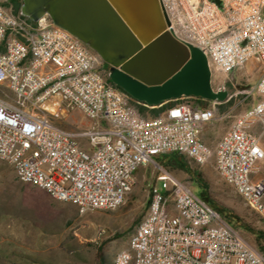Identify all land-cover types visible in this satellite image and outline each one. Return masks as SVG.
<instances>
[{
  "label": "built area",
  "instance_id": "built-area-1",
  "mask_svg": "<svg viewBox=\"0 0 264 264\" xmlns=\"http://www.w3.org/2000/svg\"><path fill=\"white\" fill-rule=\"evenodd\" d=\"M0 0V160L16 179L80 210L113 211L135 184V173L155 158L175 154L203 165L211 150L201 141L214 107L203 100L146 106L107 81L97 54L52 23L14 12ZM166 30L200 49L210 71L229 75L252 61L262 73L246 94L256 103L226 131L214 150V169L264 221V180L252 173L264 159V0H159ZM217 102H214V105ZM158 109L143 115L138 107ZM94 122L68 131L56 122L71 111ZM150 187L147 227L118 253V264H264L222 215L170 174Z\"/></svg>",
  "mask_w": 264,
  "mask_h": 264
},
{
  "label": "rangeland",
  "instance_id": "rangeland-1",
  "mask_svg": "<svg viewBox=\"0 0 264 264\" xmlns=\"http://www.w3.org/2000/svg\"><path fill=\"white\" fill-rule=\"evenodd\" d=\"M259 69V65L249 61L241 70L229 75L212 71L213 90L222 87L230 96L227 102L230 111L220 121L223 131L259 98L256 94H246L260 77ZM145 115L151 114L146 112ZM56 124L68 131L88 130L94 126L92 120L77 110L69 112ZM181 161L188 171L176 164L166 166L161 157L155 158L138 168L135 184L120 207L81 215L78 210L75 218L65 223L56 216L51 197L34 185L18 181L12 168L0 160V264H102V258L104 264H113L118 252L128 249L130 238L148 209L150 187L160 185L157 178L163 172L185 184L200 198L202 189L193 181L201 178L208 186L211 201L208 204L262 254L254 233L264 236V221L220 179L213 167L214 156L203 165L183 156Z\"/></svg>",
  "mask_w": 264,
  "mask_h": 264
},
{
  "label": "water",
  "instance_id": "water-1",
  "mask_svg": "<svg viewBox=\"0 0 264 264\" xmlns=\"http://www.w3.org/2000/svg\"><path fill=\"white\" fill-rule=\"evenodd\" d=\"M19 13L31 21L47 15L98 55L115 87L146 106L228 97L213 90L205 54L166 30L159 0H21Z\"/></svg>",
  "mask_w": 264,
  "mask_h": 264
},
{
  "label": "crops",
  "instance_id": "crops-1",
  "mask_svg": "<svg viewBox=\"0 0 264 264\" xmlns=\"http://www.w3.org/2000/svg\"><path fill=\"white\" fill-rule=\"evenodd\" d=\"M103 69L106 70L104 67H103ZM259 70L262 73L261 66H260ZM212 83H213V80H212V74H211V85H212ZM221 90H224V89L221 87ZM229 97L230 96H228L223 102H220V103L217 102V104H215V105H214V102H212V101H203L202 102V105L204 107H214V118H213V120L202 130V132L200 134L201 141L211 150L212 155L214 153L216 145L218 144V142L221 139V137L223 136V134L226 131H228L237 121V120H235L234 123L232 124V126L229 129H227L226 131H223L221 129L220 121L223 118V116L228 114L230 111V108L227 106L228 105L227 102L229 100ZM183 101H185V100H183ZM255 103H256V101L253 103V105ZM241 116H242V114L239 115V118ZM60 128H62V127H60ZM62 129H65V128H62ZM245 129L249 134H251L252 136H255L259 139V144L264 151V131L261 127L260 122L258 120H255L252 123H250L248 126H246ZM212 155H211V157H212ZM213 167H214V163H213ZM251 179L253 181L264 180V159L258 164L256 171L254 173H252ZM53 209L55 210L56 216L61 221L65 222V223L69 222L71 219L75 218V216L78 212L75 204L70 203V202H59L56 200L53 201Z\"/></svg>",
  "mask_w": 264,
  "mask_h": 264
},
{
  "label": "trees",
  "instance_id": "trees-1",
  "mask_svg": "<svg viewBox=\"0 0 264 264\" xmlns=\"http://www.w3.org/2000/svg\"><path fill=\"white\" fill-rule=\"evenodd\" d=\"M20 6H21V0H18V3H14V12L15 13H19ZM107 81L109 83H111L108 78H107ZM119 90L122 91L121 89H119ZM187 99L188 100H192V101H198V98H195V97H181V98H178V99H175V100H172V101H178V100L181 101V100H187ZM138 110L143 115H145L146 112H149L152 116L158 115L160 113V111H161L160 108L148 110L147 108H145L143 106H139ZM161 159L165 162L166 166H168L170 164H174V165L176 164V166H179L180 168H183L186 171H188L186 166H185V164H184V162L181 161V156H178V155H175V154H171V155L162 156ZM193 182H196L199 185V187L202 189V199L204 201H206L207 203L211 204V201L209 200L207 184L201 178H196L195 181H193ZM254 237H255V240H256V245H257V247H259L258 249L264 255V236L261 233L256 232V233H254ZM99 253H100V250H99ZM102 264H104V259L103 258H102Z\"/></svg>",
  "mask_w": 264,
  "mask_h": 264
},
{
  "label": "bare ground",
  "instance_id": "bare-ground-1",
  "mask_svg": "<svg viewBox=\"0 0 264 264\" xmlns=\"http://www.w3.org/2000/svg\"><path fill=\"white\" fill-rule=\"evenodd\" d=\"M20 2V1H19ZM49 18V17H48ZM85 48H87L91 54H96L94 53L91 49H89L86 45H85ZM181 98V97H180ZM196 98V97H195ZM178 99V98H177ZM175 100V99H173ZM172 101V100H170ZM178 102H185L183 100L179 101ZM80 212V210H79ZM147 227V215H145V217L142 219V221L138 224V226L136 227L134 233L132 234L131 238H130V243H132L133 240H137L138 237H139V229H143ZM118 253H123V251H120ZM113 264H118V256L116 255L115 259H114V263Z\"/></svg>",
  "mask_w": 264,
  "mask_h": 264
},
{
  "label": "flooded vegetation",
  "instance_id": "flooded-vegetation-1",
  "mask_svg": "<svg viewBox=\"0 0 264 264\" xmlns=\"http://www.w3.org/2000/svg\"><path fill=\"white\" fill-rule=\"evenodd\" d=\"M102 66L106 69V71L108 70V66L105 63H102ZM212 86V85H211ZM213 88V87H212ZM225 90V89H224Z\"/></svg>",
  "mask_w": 264,
  "mask_h": 264
}]
</instances>
